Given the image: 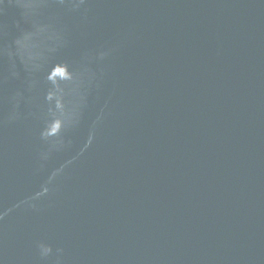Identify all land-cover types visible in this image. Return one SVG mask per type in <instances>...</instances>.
Returning a JSON list of instances; mask_svg holds the SVG:
<instances>
[{
    "label": "water",
    "instance_id": "obj_1",
    "mask_svg": "<svg viewBox=\"0 0 264 264\" xmlns=\"http://www.w3.org/2000/svg\"><path fill=\"white\" fill-rule=\"evenodd\" d=\"M93 8L87 23L66 18L71 42L58 58L120 47L72 150L37 171L41 122L0 129V209H11L0 264H53L40 242L63 248V264H264V0ZM109 98L91 146L38 210L16 207L85 145Z\"/></svg>",
    "mask_w": 264,
    "mask_h": 264
},
{
    "label": "clouds",
    "instance_id": "obj_2",
    "mask_svg": "<svg viewBox=\"0 0 264 264\" xmlns=\"http://www.w3.org/2000/svg\"><path fill=\"white\" fill-rule=\"evenodd\" d=\"M96 0H0V64L7 63V72L0 73V129L27 119L41 122L39 138L44 147L38 154L43 169L54 153L71 151L72 135L85 122L93 102L100 99L108 76V61L119 49V43L109 47L84 50L79 59H59L69 47L72 28L66 23L70 16L87 23L94 13ZM10 21V22H9ZM31 43L21 48V41ZM49 65H51L49 67ZM20 81V87L9 91L10 81ZM110 98L105 100L96 118L88 125V140L71 158L55 168L41 186V191L21 201L38 210L35 203L48 196L56 182L91 146L103 125ZM27 107V111L24 110ZM11 209H0L3 221ZM38 255L42 261L53 256V264H63V248L40 242Z\"/></svg>",
    "mask_w": 264,
    "mask_h": 264
}]
</instances>
